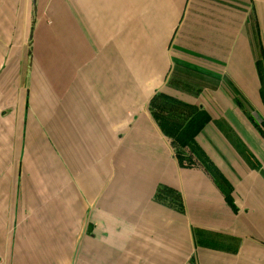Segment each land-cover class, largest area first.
<instances>
[{
	"label": "crops",
	"instance_id": "obj_1",
	"mask_svg": "<svg viewBox=\"0 0 264 264\" xmlns=\"http://www.w3.org/2000/svg\"><path fill=\"white\" fill-rule=\"evenodd\" d=\"M0 264H264V0H0Z\"/></svg>",
	"mask_w": 264,
	"mask_h": 264
},
{
	"label": "trees",
	"instance_id": "obj_2",
	"mask_svg": "<svg viewBox=\"0 0 264 264\" xmlns=\"http://www.w3.org/2000/svg\"><path fill=\"white\" fill-rule=\"evenodd\" d=\"M150 110L154 116L159 119L161 123V127L165 130V132L168 134V114H169V98L163 94L155 96L151 103H150ZM174 152L175 156H177L178 161L180 164H184L185 158L182 153V150L174 145ZM166 189H160L157 193V199L161 200L164 199V196L166 195Z\"/></svg>",
	"mask_w": 264,
	"mask_h": 264
},
{
	"label": "water",
	"instance_id": "obj_3",
	"mask_svg": "<svg viewBox=\"0 0 264 264\" xmlns=\"http://www.w3.org/2000/svg\"><path fill=\"white\" fill-rule=\"evenodd\" d=\"M33 30H34V25H33V29H32V32H33Z\"/></svg>",
	"mask_w": 264,
	"mask_h": 264
}]
</instances>
